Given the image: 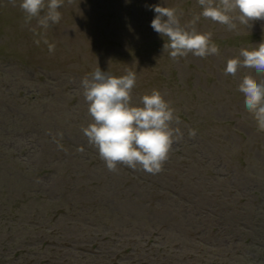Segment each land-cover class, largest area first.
I'll list each match as a JSON object with an SVG mask.
<instances>
[{
	"label": "rangeland",
	"instance_id": "1",
	"mask_svg": "<svg viewBox=\"0 0 264 264\" xmlns=\"http://www.w3.org/2000/svg\"><path fill=\"white\" fill-rule=\"evenodd\" d=\"M19 3L16 0L17 6L13 7L10 0H0V187L5 192L0 188V202H5L0 204V264H161L155 260L157 249L150 253L149 247H140L138 243L143 239L142 245H146L144 240L151 236L154 225L164 228L160 233L168 234L170 245L176 239L180 244L172 247L174 263L165 264H198V259L184 257L189 247L180 237L186 235L185 231L187 236L193 235L195 229L201 236L210 227L217 231L207 238V247L214 245L215 250L207 261L216 258L219 264H264L261 241L264 239V131L258 130L244 107L243 94L237 91L240 78L255 72L241 69L235 77L224 72L227 60L238 56L240 48L253 47V39L264 42V21L253 22L247 30L238 25L237 31H228L226 26L201 17L197 31L212 32V41L218 45L220 54L199 58L190 53L174 62L165 56L168 50H163L167 38L150 26L155 14L149 6L177 7L183 11L181 24H184L202 11L197 0H73L70 5L65 0L58 9L62 14L60 22L47 30V39L55 44V51L49 53L43 42L39 45L34 42L38 38L32 31L36 21L25 24ZM37 31L43 32L39 28ZM256 31L257 38H253L251 34ZM96 66L116 77L125 75V70L130 68L137 73L132 93L134 105H139L147 90L156 89L170 102L175 114L183 117L179 118V125H173L180 128L183 138L172 150H181L176 156L178 161L183 157L189 161L177 165L178 161H172L175 156L171 155L172 162L167 160L163 171L154 176L145 175L147 180L162 178L163 189L169 190L174 177H179L183 182L176 187L175 194L159 200L155 197L156 190L149 188L151 195L144 196L146 203H133L127 190L133 192L137 188L126 187L121 192L124 196H117L118 177L124 170H135L118 165L116 172H110L99 155L91 162L89 154L81 149L85 145L94 147L82 131L92 118L82 94L81 80ZM160 74L171 78L162 81ZM185 82L189 84L184 91L179 90ZM196 89L212 92L217 99L206 100ZM238 93L237 99L229 104ZM192 102L195 105L190 107ZM194 120L202 125L209 123L208 128L215 135H210L206 127L192 129ZM190 129L195 130L194 136H189ZM54 142L62 144L58 146ZM207 155L210 171L221 179L214 188L222 197L230 198L222 204L225 208L232 205L228 211L215 202L203 200L204 203L195 206L187 205V180L190 174L193 178L192 173L196 181L205 179L197 171L205 166ZM240 157L246 165L238 162ZM14 158L20 161L16 162L18 165ZM18 166L28 173L26 181H17L21 175ZM63 172H90L86 176L104 182L103 194L106 202L110 197V206L106 216L105 210L96 216L101 223L90 224L83 210L77 216L63 214L51 219L50 214L57 207L65 206V201L52 205L49 201L58 198L57 190L70 183L69 178L58 174ZM254 191L260 197L251 196L250 206L248 201L241 203L240 199H246L245 195ZM24 192L26 196L43 193L48 198L29 201L23 207L24 212L11 217L8 209H12L18 195L24 196ZM71 195L70 191L66 197ZM147 204L158 210L153 225L142 219L146 217ZM202 210H209L212 217L215 215L209 223L195 219ZM163 244L157 243L158 247ZM124 248H129L128 253L112 262ZM160 253L163 260L164 253ZM85 257L88 259L84 260ZM141 259L148 262L141 263Z\"/></svg>",
	"mask_w": 264,
	"mask_h": 264
},
{
	"label": "clouds",
	"instance_id": "2",
	"mask_svg": "<svg viewBox=\"0 0 264 264\" xmlns=\"http://www.w3.org/2000/svg\"><path fill=\"white\" fill-rule=\"evenodd\" d=\"M65 0H20L19 8L24 14L25 24L36 21L32 31L37 39L47 45L49 53L55 44L47 39V30L62 18L58 10ZM16 7V0H10ZM70 5L73 0H67ZM202 9L193 14L191 20L181 24L183 11L177 7L149 6L154 12L151 28L161 37L167 38L163 50L175 62L190 53L199 58L219 55L220 49L212 41V32H198L196 24L201 19L226 26L228 31H237L238 25L250 29L255 21H264V0H197ZM37 28L43 32L37 31ZM241 69L254 70L244 74L237 91L243 94L244 107L256 122L259 131H264V42L249 48H240L238 56L228 59L225 75L235 77ZM120 77L102 71L98 66L81 80L83 97L88 105L92 122L82 129L88 143L94 146L110 172L118 165L132 170H143L157 174L163 170L172 147L183 133L179 127V116L160 91L140 97L139 105L133 104V89L137 73L130 68ZM195 130H189L194 136Z\"/></svg>",
	"mask_w": 264,
	"mask_h": 264
},
{
	"label": "trees",
	"instance_id": "3",
	"mask_svg": "<svg viewBox=\"0 0 264 264\" xmlns=\"http://www.w3.org/2000/svg\"><path fill=\"white\" fill-rule=\"evenodd\" d=\"M166 57L170 58L168 55H166ZM158 60V59H156ZM160 78L162 81H166V79L171 78L170 75H161L160 74ZM189 84V82H185V84H182V88H179V90L184 91L185 87ZM148 93L145 94H150L151 91L147 90ZM196 91L200 92V94H203V97H205L206 100H214L217 99V97H214V93H209V92H205L203 91V89H196ZM197 93V92H196ZM144 94V95H145ZM240 93L233 95V97L230 99L229 104L233 103L235 99H237V97L239 96ZM196 105H197V99H194ZM203 102V101H202ZM193 105H195L192 102V105L190 107H193ZM178 106V105H177ZM179 118H183L182 116H180ZM189 118V117H186ZM196 119V118H194ZM196 122L195 120L193 121V123H191L192 125V129H196V127H198L199 129H203V127L208 128L210 126V124L208 123V125H206L204 123V125H202L201 123H194ZM197 128V129H198ZM209 130V128H208ZM210 135H215L216 132H213L212 130H209ZM55 144H62L59 142H54ZM53 144V143H52ZM185 147V145L183 146V148ZM91 148L94 147H89V146H83L81 147V149H84L87 154H89V161L93 162L95 160V157L99 155L97 149L95 148L94 150H91ZM181 150H179L178 152H173V150L170 151L169 156L173 155L175 156V158L172 159V161L177 160L178 161V157L176 158L177 154H180ZM170 158V157H169ZM168 158L169 162L170 159ZM208 155L206 157V162H204L205 166L203 168L198 169V174L200 177H205V179L203 180H199L196 181V178H194L195 174H193V178H190L189 175V179L187 180L188 182L187 184V190H186V199H187V205L190 206H195L196 203H201L203 201H208V202H215L218 204L219 207L224 208L225 211H228L232 205L228 204V208H225L222 206L223 203L227 202L230 200L229 197H222V195L220 194V192H218V190H216L214 188L215 184L220 182L221 179L219 178L218 174H213L211 170V167H209V160L207 159ZM233 159H236V157H232ZM15 159V158H14ZM88 159L87 161H85V164H88ZM239 159V163H241L242 165H246V161L243 157L238 158ZM16 160V159H15ZM200 161L205 160L204 159H199ZM184 161H189V159L187 160L185 157L181 158L178 162H175L179 164L183 163ZM16 162H20V161H14ZM174 163V162H173ZM190 164V162H189ZM16 165H18L16 163ZM245 167V166H244ZM21 175L17 178V181L21 182L23 180L26 181V176L28 173L25 171V169L23 167L18 166ZM43 171V170H42ZM163 171V170H162ZM169 172H171V170L168 168ZM41 172V171H40ZM68 172V171H67ZM133 172V173H131ZM90 172H85L84 174L82 173H58L60 175H62V177H67L70 179V183L69 184H65L62 188L65 187V189H58V193L59 196L56 199L53 200H49L51 201V205L54 204L56 202H60V203H64L63 201H65V206L63 207H57L56 211L53 212L52 214V220L63 214H67V215H71V216H77L79 215V211L83 210L84 214L86 216L89 217V223L93 224V223H101L100 220H97L99 218H97L96 216H99L98 214L100 213L99 211L105 210L104 216L107 215L106 211L109 209L108 206H110L108 204V201L110 200V197H108V201L106 202V195L103 194V189L104 187V182L100 181V180H96V179H92V176H86L88 175ZM147 172L143 171V170H135V171H130V170H124L122 172V174L118 177L119 178V184L120 186H116V191H117V196L119 194H122L124 196V193H121L123 191L126 190V187H133V188H137L136 191H131V190H127L130 193V200H132L133 203H146V199L144 198V196H146V194L149 193V195H151L149 188H151L153 190V192L155 191V193L157 192V194H155L159 200H162L164 198H166V195L171 196L173 193L175 194L177 192L176 187L178 188V186L180 187V185L182 184L183 180L180 179L179 177H174V182H172L170 185L172 186V189H163V186H165V182H163L162 178L157 179V180H151V179H145V175ZM168 173V172H167ZM14 174V173H12ZM149 174V173H147ZM169 174V173H168ZM152 176H154V174H150ZM84 177L82 180L81 178ZM124 177L126 178L125 180ZM167 177V176H166ZM186 177H188V174H186ZM116 178V175H115ZM117 179V178H116ZM167 179V178H165ZM81 180V181H80ZM205 184H210L211 186H209L208 188L206 187ZM1 188V187H0ZM69 191H65L68 190ZM161 189L159 192L157 191L158 189ZM212 188V189H211ZM118 189V190H117ZM1 190L3 191V186L1 188ZM71 191V197H66V194L69 193ZM259 191V190H257ZM257 191H254L252 193V195H245L246 199H240L241 203H249L250 206V202L249 200L251 199V196H255V197H260V194L257 193ZM108 192H111V189H109ZM2 193L5 194V192L3 191ZM264 196V192H262ZM34 194H32V196H26L25 192H24V196L18 195V199L15 200V205H13L12 209H8V213L10 214L11 217H17L18 214L22 213V211L24 212L25 210L23 209V207L29 202V201H36V202H40V201H47L46 196L43 193L37 194L35 196H33ZM180 198L182 199L181 195H179ZM261 196V198H262ZM248 197V198H247ZM79 200V202H77V200ZM249 199V200H248ZM189 200V202H188ZM203 200V201H202ZM204 203V202H203ZM0 204H5V202H0ZM20 204V205H19ZM23 204V206L21 207V205ZM19 205V206H18ZM163 202L161 203L160 208H162ZM148 206V211L146 213H144L146 215V217H143L142 219L147 220V225H153L154 224V220H156V216H157V209H155L154 207H152L151 204H147ZM18 208V209H17ZM62 208V209H61ZM203 212H199L196 215L197 220L203 221L205 220L206 222H210L211 219L215 216L212 217L213 213H210L209 210H202ZM153 213V216L151 215V213ZM249 213V210L245 211V215H248L247 213ZM176 213L179 214L176 210ZM16 214V215H15ZM193 216L195 215L194 213L192 214ZM95 216L94 221H92V218ZM103 216V217H104ZM104 223H106V221H102ZM186 228L190 229V227L185 226ZM151 231L152 234L150 237H148L146 240V245L143 246L142 245V241H138L139 246L140 247H149L148 249H150V253H152L153 250L157 249V256L155 258V260H158L161 264H165L168 262H173V260L171 259V256L173 255L172 252H175L172 250V247L174 246H180L179 243L177 242V239L175 240V243H172V245H170L167 241H168V234L164 235L160 232L164 231L163 227H156V225H154ZM216 229L210 227V229H207L205 231L204 235L198 236V234L200 233L199 230H194L193 235L187 236V232L185 231L186 235H184V237H180L181 240H185L186 245L189 247V250H187V255L184 256L185 258H194V259H198V264H219V260L216 258L211 259L210 261H207V258L210 257L211 255H213V251L215 252V250L212 248L214 247V245H211L210 247H207L208 242L207 238L210 235H213V233L215 232ZM189 232H191L190 230H188ZM217 231V230H216ZM220 231V230H219ZM224 232H226V229H223ZM55 233V232H54ZM196 235H195V234ZM156 236V237H154ZM109 237V236H108ZM187 238H189V242L187 243ZM236 238V237H235ZM249 239V238H248ZM246 238V240H248ZM160 241H162L164 244L163 246H159L157 245V243H159ZM180 241V240H179ZM262 242H264V239H261ZM181 242V241H180ZM137 246L136 247V251L139 249ZM209 246V245H208ZM229 247V246H228ZM236 247V246H235ZM88 248V247H86ZM91 249V248H90ZM208 249V252H206V250ZM221 249H226V247H221ZM193 250H196V252L192 253ZM235 253L236 254H240L237 252L236 248H234ZM129 248H124L122 251H118L116 257L113 258L112 262H115L118 258H120L123 254L128 253ZM160 252L164 253V259L160 260V257H162V254ZM115 253V254H116ZM210 253V255H209ZM167 254V256H166ZM149 255V254H148ZM202 255V256H201ZM241 255V254H240ZM88 256V254H86V257ZM227 256H229V258H232V255L228 254ZM86 257L84 258V260H87ZM141 263H145L148 262L145 259H141ZM154 260V261H155ZM171 263V264H172ZM132 264V262L130 263Z\"/></svg>",
	"mask_w": 264,
	"mask_h": 264
}]
</instances>
